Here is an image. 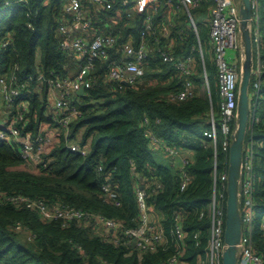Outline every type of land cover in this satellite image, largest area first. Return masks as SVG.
Here are the masks:
<instances>
[{
    "label": "trees",
    "instance_id": "obj_1",
    "mask_svg": "<svg viewBox=\"0 0 264 264\" xmlns=\"http://www.w3.org/2000/svg\"><path fill=\"white\" fill-rule=\"evenodd\" d=\"M65 1L0 0V42L7 41L0 50V74L13 71L24 82L17 101L27 105L26 124L20 127L19 135L50 136V142L43 146L41 162L31 166L19 156L15 141L0 139V264H167L168 257L178 251L172 233L176 212L182 214L184 233L179 259L184 264H201L207 251L206 209L212 192L213 165L215 162L219 176L228 164V153L221 149V135L213 146L202 134L209 128L210 113H216L219 101L214 61L207 64L202 57V62L198 49L197 37L201 49L202 39L210 47L207 21H203L201 28L196 23L198 36L183 10L174 13V23L170 24V52L175 57L189 52L194 56L189 75L195 90L193 96L170 99V93L181 88L183 75L173 68L171 61L162 60L152 35L148 34L150 49L140 79L130 86L119 87L108 79L106 62L95 60L90 72L91 85L81 94L73 93L68 98L79 113L65 129L51 119L48 81L71 77L83 65L71 51L59 47L57 25L65 16ZM83 2L91 7L86 0ZM210 5L211 0H200L190 13L193 17L206 18ZM163 9L161 5L158 13ZM114 10L98 9L96 24L100 30L105 28L104 19L113 15ZM120 12L117 24L112 25L115 47L128 39L136 43L143 28L141 15L126 18L121 9ZM258 22L264 40V0H258ZM160 39L165 40L161 35ZM113 52L111 49L110 53ZM258 55L264 60V43ZM203 71L209 88L205 95L200 92ZM254 79L251 74L243 146L245 149L251 143L255 173L252 204L257 224L254 226L252 222L251 241L254 251L264 258L261 226L264 221V67L260 73L261 89L251 94ZM147 134L168 146L193 152L186 165L191 181L185 190H179L178 169L170 166L171 161L163 165L154 159L151 149L158 145H153ZM72 142L84 147L85 153L71 150L68 144ZM137 176L144 177L147 207L159 213L158 226L166 238L151 251L126 243L125 238L118 244L105 241L92 222L70 220L62 225L60 219H42L36 209L6 199L20 195L47 205H68L117 219L124 226H134L139 214L134 194ZM104 181H109L117 191L119 205L103 195ZM156 183L161 185L158 189ZM17 223L24 231L15 229ZM27 232L33 237L27 239ZM193 233H197L198 243L192 238Z\"/></svg>",
    "mask_w": 264,
    "mask_h": 264
},
{
    "label": "built area",
    "instance_id": "obj_2",
    "mask_svg": "<svg viewBox=\"0 0 264 264\" xmlns=\"http://www.w3.org/2000/svg\"><path fill=\"white\" fill-rule=\"evenodd\" d=\"M90 6H86L83 0H66L64 4L65 16L58 22L57 32L60 35L59 47L69 50L77 60L83 61V65L77 72L69 77H55L48 81L49 90L54 92L51 98V119L61 128H68L69 122L79 112L76 106L71 105L68 98L76 93L80 87L83 90L91 85L92 76L90 74L94 61L104 60L107 65V77L117 86H126L123 82L130 85L136 83L144 73V65L147 60L149 45L146 35H152L155 50L162 57L163 61L172 63L181 75L183 81L181 88L170 93V99L184 100L194 95V85L190 74L194 65V56L187 53L180 57H175L170 52V24L164 22L160 15L169 12L173 15L178 10H183L188 16V21L196 36H198L197 25L190 9L199 5L200 0H86ZM161 5L164 6L159 12ZM251 6V39L252 47L255 45L257 64L252 67L255 76L253 82V92L256 94L260 89V73L264 67V60L258 55L259 47L264 40L258 22V0H250ZM100 8L115 9L114 14L107 16L105 28L100 30L97 23V11ZM131 18L135 14L142 16L143 28L140 31L139 39L133 43L131 39L126 40L118 47H115V34L112 25L117 24L120 15ZM158 21L154 22V18ZM170 17V16H169ZM238 5L234 0H211L209 7L208 40L212 50L213 61L216 68V78L218 86V108L216 113L211 111L209 128L202 134L210 139L213 146L216 145L219 134L221 135V149L228 153L230 135L233 132L237 97V85L239 77V59L241 56V45L238 33ZM160 35L165 39L162 41ZM198 49L203 62L202 49L197 37ZM7 41L0 42V50L6 46ZM113 49V53L110 50ZM203 85L208 86L206 72L203 71ZM24 82H20L17 75L12 71L8 74H0V105L8 108V123L0 127V139H12L17 143L19 156L28 164L34 165L41 162L43 146L50 142L49 135L38 134L35 137L27 133L20 134V127L26 124L24 113L27 105L23 101H17ZM235 126V124H234ZM153 145H160L163 150L171 157H179L178 167V186L183 191L191 181V176L186 170V165L191 159L188 154H181V149L168 146L162 143L153 135L147 134ZM71 150L85 153L86 149L77 143L68 144ZM252 148L251 143L244 149L241 177H240V221L241 236L237 243V264H264V258L254 251L251 235L254 209L252 204L253 182L255 173L252 169ZM45 165V163H43ZM100 169V166H98ZM227 170V169H226ZM219 176L216 173L215 162L212 170V192L207 205V216L209 219V229L207 236V247L205 259L201 264H220L222 251L225 247L223 232L225 219V200H226V177L227 171ZM144 177L137 176L134 186V194L138 207V222L134 226H124L121 221L105 217L101 214H94L68 205H47L41 200H32L24 196H8L6 199L13 203H24L26 206L36 209L42 219H60L62 225L70 220H82L92 222L100 237L103 240L118 244L120 239L125 238V242L135 247L147 251L155 250L157 245L166 241L165 234L161 227L156 225L154 218L147 207V192L145 190ZM160 183H156L158 189ZM101 190L107 200L114 205H119L117 191L109 181L101 183ZM202 213V212H201ZM182 214H174L172 233L176 239L178 248L177 254L168 257L167 264H184L179 259L182 254L181 240L184 236L181 225ZM264 228V221L261 224ZM15 229L23 230L17 223ZM24 231V230H23ZM28 233V232H27ZM33 237L28 233V238ZM192 238L198 243L197 233L192 234ZM165 264V263H158Z\"/></svg>",
    "mask_w": 264,
    "mask_h": 264
},
{
    "label": "water",
    "instance_id": "obj_3",
    "mask_svg": "<svg viewBox=\"0 0 264 264\" xmlns=\"http://www.w3.org/2000/svg\"><path fill=\"white\" fill-rule=\"evenodd\" d=\"M238 33L241 45L239 59V77L237 85L234 129L230 135L228 148V164L226 177V200L223 238L225 247L222 251L220 264H237V243L241 236L240 221V177L244 152L243 140L249 118V82L252 73V39L250 30V0H240L238 4ZM126 86L129 83L123 82ZM83 88L76 90L81 94ZM31 166V164H29Z\"/></svg>",
    "mask_w": 264,
    "mask_h": 264
},
{
    "label": "rangeland",
    "instance_id": "obj_4",
    "mask_svg": "<svg viewBox=\"0 0 264 264\" xmlns=\"http://www.w3.org/2000/svg\"><path fill=\"white\" fill-rule=\"evenodd\" d=\"M239 0H238V4H239ZM194 14L196 12H193ZM206 18H203L202 16L203 15H197L196 17H194L195 19V22L197 23L198 27L201 28L202 24H203V21L206 22L208 17H209V11L206 12ZM170 16V17H169ZM134 17V16H133ZM161 19L166 23V22H171V24L173 25L174 23V20H175V17L174 14L173 15H170L169 12H163L161 15H160ZM202 42H203V51H202V55H203V59L206 61L207 64H209L210 62H213V55H212V50L210 47H207L206 44H205V41H203L202 39ZM252 63H253V67L255 68L256 67V64H257V60H256V56H255V45L253 44V47H252ZM203 76V75H202ZM50 91V90H49ZM200 92L203 93L204 95L205 94H208L209 93V88L208 86L206 85H203V82L201 81V85H200ZM48 96H50V93H48ZM51 100V99H50ZM152 153H153V157L154 159L160 163V164H163V165H168L169 164V161H170V156L165 152L163 151L159 145L158 146H155V147H152ZM257 217L256 215H254L253 217V225L255 226L257 224V221H256ZM29 239V238H27Z\"/></svg>",
    "mask_w": 264,
    "mask_h": 264
},
{
    "label": "crops",
    "instance_id": "obj_5",
    "mask_svg": "<svg viewBox=\"0 0 264 264\" xmlns=\"http://www.w3.org/2000/svg\"><path fill=\"white\" fill-rule=\"evenodd\" d=\"M236 2V4L238 5V0H234ZM240 1V0H239ZM252 28V25L250 26V30ZM50 96L49 98L51 99L53 96H54V92L50 90ZM8 108L4 105H0V127H3L5 124L8 123ZM55 128L52 129V133H55ZM188 154V156H190L192 158V154L193 152L190 150V149H182L181 150V154ZM170 166H172L174 169H178L179 165H180V160H179V157H171L170 156ZM151 215L153 216L154 218V222L156 223V225H159V221H160V216H159V213L157 211H153L151 210L150 211Z\"/></svg>",
    "mask_w": 264,
    "mask_h": 264
}]
</instances>
